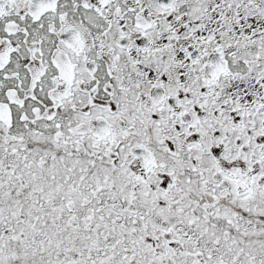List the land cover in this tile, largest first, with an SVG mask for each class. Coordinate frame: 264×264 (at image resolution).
Listing matches in <instances>:
<instances>
[{
	"label": "snow or ice",
	"instance_id": "1",
	"mask_svg": "<svg viewBox=\"0 0 264 264\" xmlns=\"http://www.w3.org/2000/svg\"><path fill=\"white\" fill-rule=\"evenodd\" d=\"M0 264H264V0H0Z\"/></svg>",
	"mask_w": 264,
	"mask_h": 264
}]
</instances>
